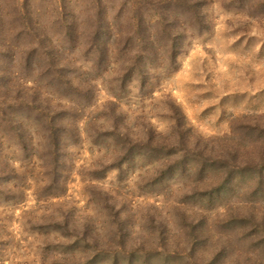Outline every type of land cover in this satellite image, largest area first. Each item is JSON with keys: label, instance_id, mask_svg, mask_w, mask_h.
<instances>
[{"label": "rangeland", "instance_id": "374dc122", "mask_svg": "<svg viewBox=\"0 0 264 264\" xmlns=\"http://www.w3.org/2000/svg\"><path fill=\"white\" fill-rule=\"evenodd\" d=\"M16 1L0 0V264H264V0H187L171 42L152 1L144 52L151 0H67L110 23L101 52L48 49L58 0H25L39 31L17 38Z\"/></svg>", "mask_w": 264, "mask_h": 264}, {"label": "trees", "instance_id": "16d2710c", "mask_svg": "<svg viewBox=\"0 0 264 264\" xmlns=\"http://www.w3.org/2000/svg\"><path fill=\"white\" fill-rule=\"evenodd\" d=\"M25 0H17V9H18V15L17 19L13 21V25L17 26L20 28L18 35H16L17 38L22 37V36H28V37H33V34L38 33L39 30H37V14L35 12V9L30 7L29 5V11H27V6H25ZM139 1V0H136ZM143 1V0H142ZM146 1V0H145ZM152 1H157V0H151L150 3L146 1V3L139 1L138 5H141L142 7H139L136 10V19L133 22V25H135L133 28H136V31L134 35H136L137 43H139L140 51L139 52H144L143 49L149 48L151 45V42H153V39L149 42H147L146 38V31H145V24H144V19L143 16L145 12L147 11V7L151 6ZM27 2V0H26ZM28 3V2H27ZM130 2H128L129 4ZM159 4H161V10L163 12L162 14V20H163V25L164 27L163 30H161L160 34H166L167 39L172 41V34H170L168 31L172 30L174 28V23L178 22L177 18H175V9L177 8H189L187 6V0H159ZM77 4V3H76ZM131 4V3H130ZM124 5L126 6V0H124ZM67 7H71V3L67 4V0H58V5L54 2L53 3V13L59 15V21L55 24L56 30L59 29V37L57 40H51L49 41V46L53 47L52 50L56 52H75L76 50H80L81 47H84L88 41H91L95 47L94 52H101L102 50H105V44H102V46L99 45V43H104L106 41L105 39V31H104V26H110V23H105L104 20H101L102 15L104 14H99V16H91V20H93L91 23H85L81 20V14H77V11L75 9H72L70 11H66ZM75 8V7H71ZM32 9V10H31ZM168 15L173 16V20H165L167 15L165 14V11L170 10ZM88 11V10H86ZM120 13H124L123 10H120ZM62 13V14H61ZM101 16V17H100ZM169 16V17H170ZM85 18V17H84ZM165 18V19H164ZM175 18V19H174ZM117 19V18H116ZM102 22V23H101ZM173 23V24H172ZM161 24V23H160ZM89 32H91V37L89 38ZM104 32V33H103ZM131 32V30H130ZM167 32V33H166ZM3 38V24L2 21H0V47L1 44L4 40ZM98 39V40H97ZM170 41V42H171ZM39 43H46L45 40H40ZM96 43V44H95ZM143 45V49H142ZM125 50H129V52H133V46L127 45L124 47ZM38 49L45 50V48L39 46ZM153 51V48H152ZM49 124L48 125V132L50 134V128H52L53 123H50V119H47ZM51 143L49 139V145L51 146L58 147L59 146V141L60 137L58 138L57 135L52 134L51 136Z\"/></svg>", "mask_w": 264, "mask_h": 264}]
</instances>
